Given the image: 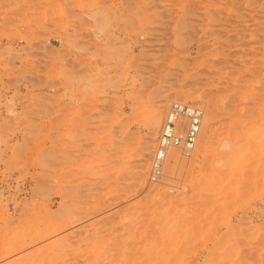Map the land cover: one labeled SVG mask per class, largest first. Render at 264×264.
Wrapping results in <instances>:
<instances>
[{
    "label": "rangeland",
    "instance_id": "obj_1",
    "mask_svg": "<svg viewBox=\"0 0 264 264\" xmlns=\"http://www.w3.org/2000/svg\"><path fill=\"white\" fill-rule=\"evenodd\" d=\"M172 101L203 127L150 183ZM0 253L264 264V0H0Z\"/></svg>",
    "mask_w": 264,
    "mask_h": 264
},
{
    "label": "built area",
    "instance_id": "obj_2",
    "mask_svg": "<svg viewBox=\"0 0 264 264\" xmlns=\"http://www.w3.org/2000/svg\"><path fill=\"white\" fill-rule=\"evenodd\" d=\"M205 110L192 103L172 101L165 112L153 154L149 181L159 183L171 150H178L182 157L194 154L203 127Z\"/></svg>",
    "mask_w": 264,
    "mask_h": 264
},
{
    "label": "bare ground",
    "instance_id": "obj_3",
    "mask_svg": "<svg viewBox=\"0 0 264 264\" xmlns=\"http://www.w3.org/2000/svg\"><path fill=\"white\" fill-rule=\"evenodd\" d=\"M168 106V105H167ZM158 110H160V109H158ZM157 112V113H156ZM155 113H154V116H152V119H150L149 120V127H150V129L153 131L152 132V134L153 135H155V133H154V130L156 129V128H158L157 126L160 124V120L161 119H159L160 117V113H159V111H156ZM159 115V116H158ZM156 131V130H155ZM153 135H150V137L152 136V138L153 137H155V136H153ZM149 139H151V138H149ZM155 139V138H154ZM153 139V140H154ZM152 140V139H151ZM151 140H149L148 141V143L150 142V144L152 145V142H153V140H152V142H151ZM231 143V142H230ZM233 143V142H232ZM231 143V144H232ZM149 145V144H148ZM150 146V145H149ZM231 146V145H230ZM227 156V155H226ZM224 161H225V158H224ZM226 163V162H225ZM227 163H228V161H227ZM177 165H178V157H177V154L173 151V150H171L170 152H169V155H168V158H167V166H168V169L169 170H173V169H176L177 168ZM59 228V227H58ZM36 234V233H35ZM35 237V236H34ZM37 238V237H36ZM31 239V238H30ZM34 241V240H33ZM24 243V242H23ZM23 245V244H22ZM16 246V245H15ZM11 248V247H10ZM111 252V251H110ZM131 252V251H130ZM128 253V252H127ZM143 253V252H142ZM1 254V253H0ZM8 254V253H7ZM131 254V253H130ZM150 254V253H149ZM142 256V255H141ZM132 257V256H131ZM146 257V256H145ZM142 259V258H141ZM131 260H134L133 258H131ZM143 260V259H142ZM146 260V259H145ZM30 261V260H29ZM124 261V260H123ZM31 262V261H30ZM129 263V262H128ZM167 263V262H166ZM34 264V263H33ZM130 264V263H129ZM137 264H139V263H137Z\"/></svg>",
    "mask_w": 264,
    "mask_h": 264
}]
</instances>
